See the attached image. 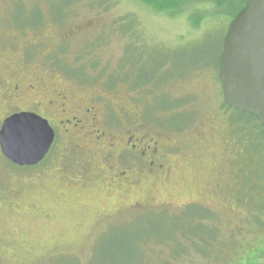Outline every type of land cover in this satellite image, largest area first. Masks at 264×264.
<instances>
[{"label": "rangeland", "instance_id": "rangeland-1", "mask_svg": "<svg viewBox=\"0 0 264 264\" xmlns=\"http://www.w3.org/2000/svg\"><path fill=\"white\" fill-rule=\"evenodd\" d=\"M232 1L170 15L141 0H0L4 78L108 98L101 129L149 134L166 165L118 180L104 161L115 148L63 130L41 164L0 156V180L21 192L0 208V264H264L261 126L225 103L219 79ZM188 225L206 239L216 227L207 255L173 252Z\"/></svg>", "mask_w": 264, "mask_h": 264}, {"label": "flooded vegetation", "instance_id": "flooded-vegetation-1", "mask_svg": "<svg viewBox=\"0 0 264 264\" xmlns=\"http://www.w3.org/2000/svg\"><path fill=\"white\" fill-rule=\"evenodd\" d=\"M2 66L8 71L16 70L13 65L2 64ZM70 98L71 96L60 89L57 83L50 85L42 76L32 80L29 85L23 86L17 83L13 84L11 80L4 78L0 73V131L5 120L11 115L20 112H33L47 119L53 127L55 140L52 147L58 140V131L63 130L66 135H77L80 139L74 136L75 140H80V143L88 141L101 144L104 148L106 146L108 150L115 148V151H118L117 159L111 153L104 157V161H109V164L113 163L120 168L116 174L118 180L122 177L129 178L131 173L127 169L131 167L140 171H161L165 168L164 156L160 153L162 146L149 134L146 133L138 137L134 132L128 130L124 137H118L101 129L100 126L109 123L107 120L104 121V115L107 111V104L109 106V103H112L111 100H107L108 98L103 96H96L91 98L87 105L86 100L75 103ZM97 99L100 100L98 105L102 107L94 103V100ZM104 100L107 102H103ZM23 103H29V105L26 106ZM49 108L53 111L46 114L44 110L49 111ZM52 147L51 149H53ZM0 156L8 159L2 153L1 146ZM19 193L21 192L15 188L4 186L0 180V208L17 198Z\"/></svg>", "mask_w": 264, "mask_h": 264}, {"label": "water", "instance_id": "water-1", "mask_svg": "<svg viewBox=\"0 0 264 264\" xmlns=\"http://www.w3.org/2000/svg\"><path fill=\"white\" fill-rule=\"evenodd\" d=\"M219 75L225 103L256 115L264 127V0H246L231 20L224 37ZM36 123L45 130L43 137L21 142L18 130ZM54 140L55 131L48 120L33 112L11 115L0 131L2 153L19 166L40 163Z\"/></svg>", "mask_w": 264, "mask_h": 264}, {"label": "trees", "instance_id": "trees-1", "mask_svg": "<svg viewBox=\"0 0 264 264\" xmlns=\"http://www.w3.org/2000/svg\"><path fill=\"white\" fill-rule=\"evenodd\" d=\"M143 1L145 4L153 6L156 10H161V11H165L168 12L170 15L173 14H180V13H193L199 10L198 5L202 4V0H141ZM230 4L234 5V2L232 0H228ZM224 1H221L220 4L224 5ZM246 5V0H236L233 12H232V18L231 20L237 15V13ZM222 55V52H221ZM221 62V59H220ZM219 68H220V63H219ZM220 79V77H219ZM240 111V110H239ZM244 112V111H242ZM247 113V112H246ZM250 115H252L254 118L257 119V121L259 122L261 128L259 129H255V127L253 128L256 132L257 135V140L260 141V144L263 147L264 150V145L261 143L262 140L260 139L261 136V132H263L264 134V127L261 124L259 118L256 115H253L251 113H248ZM252 126V125H249ZM259 130V131H258ZM262 174L257 173L255 178L253 176H247V174H245L244 176L249 177L248 181H250L253 186L258 190V183L255 182L258 180V177L261 176ZM260 193V192H259ZM260 195H262V193H260ZM262 199H264V195H262ZM241 198V197H240ZM264 204V200L263 202H260V206L263 207ZM259 206V207H260ZM255 222L257 225L262 226L264 228V225L261 224V221L258 219V216L256 214L253 215L252 217V222ZM207 232L208 230L210 231L211 234H209V237L206 239L204 236L196 233H192V231H190V226L188 225V227L186 228V230L183 232L182 234V239L178 238L175 240L174 242V247H173V252L174 253H185L187 252V243L190 242V244L193 245L194 250H196L197 252H200V254H208V250L210 248V245L212 243V240L216 238L217 232H216V227L214 225H208L206 226ZM192 237H196L198 239L192 238ZM264 250L263 249H259L258 251V257H264Z\"/></svg>", "mask_w": 264, "mask_h": 264}, {"label": "snow or ice", "instance_id": "snow-or-ice-1", "mask_svg": "<svg viewBox=\"0 0 264 264\" xmlns=\"http://www.w3.org/2000/svg\"><path fill=\"white\" fill-rule=\"evenodd\" d=\"M44 134L45 130L39 126V123L23 127L17 132L21 142L32 138H41Z\"/></svg>", "mask_w": 264, "mask_h": 264}]
</instances>
